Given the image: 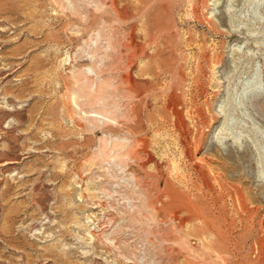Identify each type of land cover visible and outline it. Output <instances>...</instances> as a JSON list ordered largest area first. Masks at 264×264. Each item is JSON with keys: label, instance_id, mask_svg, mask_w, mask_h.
I'll return each mask as SVG.
<instances>
[{"label": "rangeland", "instance_id": "1", "mask_svg": "<svg viewBox=\"0 0 264 264\" xmlns=\"http://www.w3.org/2000/svg\"><path fill=\"white\" fill-rule=\"evenodd\" d=\"M0 264H264V0H0Z\"/></svg>", "mask_w": 264, "mask_h": 264}]
</instances>
